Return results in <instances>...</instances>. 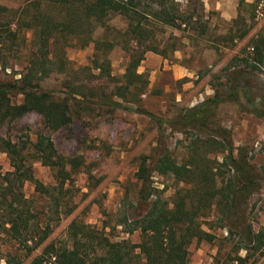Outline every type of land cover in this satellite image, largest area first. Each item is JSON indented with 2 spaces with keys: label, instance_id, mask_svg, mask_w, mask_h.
Segmentation results:
<instances>
[{
  "label": "rangeland",
  "instance_id": "1",
  "mask_svg": "<svg viewBox=\"0 0 264 264\" xmlns=\"http://www.w3.org/2000/svg\"><path fill=\"white\" fill-rule=\"evenodd\" d=\"M163 3L178 17L175 25L159 22L145 13L141 18L143 35L139 36L143 45L129 33L128 20L116 13L106 17L104 27L96 28L87 45L70 35H58L50 43V76L43 85L60 96L77 87L81 93L78 97L89 102L88 106L82 104L75 112L78 105H72L71 123L52 132L38 112L29 111L0 127V136L10 133L13 136L18 129L29 127L32 132L50 133L61 154L79 157L81 164L71 173L72 181L64 185L68 191L63 199L69 201L72 211L50 222L48 238L29 256L0 228V264H6V258L12 254L22 258L21 264H30L31 258L51 241L69 245L67 228L73 219L88 224L110 242L122 239L139 242V231L127 233L120 224L125 217L137 218L148 208L142 181L136 176L139 157L149 156L147 167L153 193L160 194L169 207L175 192L184 184L154 170L158 153L168 151L177 163L188 162L192 156L199 166L222 162L226 152H221L219 145L201 143L209 131L179 129L168 120L177 119L216 90L223 93L228 88L225 75L233 67L246 70L245 84L241 83L239 90L242 95L247 91L249 98L241 95V104L220 103L213 119L229 129L235 148L233 155L237 148L246 154L255 172L257 188L225 213L222 206H212L201 227L213 239L193 240L188 246V264H264V243L260 248H254V242L247 243L250 234L259 231L264 241V119L252 112L264 98V63L253 67L241 61L251 51V39L264 37V0H163ZM0 4L10 10H21L24 0H0ZM50 11L57 13L55 9ZM18 15L19 10L14 17ZM243 31L246 34L239 38ZM22 35L23 41L19 39L16 47L22 57L11 59L6 69L0 68V77H19L25 66L24 54L27 49L36 48L32 30L22 27L21 38ZM145 45L165 52L164 55L153 50L142 52L137 73H143V78L137 79V86L146 80L143 92L125 90L123 97L116 95L125 89L124 73L131 54H137ZM70 84L73 85L66 86ZM107 97L121 105L102 104ZM198 136L201 139L192 148ZM31 137L35 139V134ZM227 162L219 170L225 177L232 174L233 161L228 158ZM32 168L39 181L55 184L50 167L33 161ZM0 169L11 170L4 152H0ZM23 191L41 220L49 213L50 201L29 181L24 183Z\"/></svg>",
  "mask_w": 264,
  "mask_h": 264
},
{
  "label": "trees",
  "instance_id": "2",
  "mask_svg": "<svg viewBox=\"0 0 264 264\" xmlns=\"http://www.w3.org/2000/svg\"><path fill=\"white\" fill-rule=\"evenodd\" d=\"M152 5L157 7L152 8ZM50 9L57 10V13L52 14ZM18 10L19 15L15 18ZM110 13L120 14L128 20L129 33L140 45H143L139 38L143 35L141 18L145 13L169 25H175L178 18L164 7L163 0H24L21 10H10L0 4V68L6 69L11 59L22 57L16 48L20 44L17 41H23V35L20 37L22 27L32 30L36 38V44H33L36 48L27 49V54H24L25 66L19 72V77H0V127L15 122L29 111L38 112L50 132L71 123L74 112L72 105H78L74 109L77 112L82 104L86 106L89 102L78 97L81 93L77 87H72L71 93L60 96L43 85L50 76L49 45L58 35L76 37L82 41V45H87L96 28L105 26ZM245 34L243 31L238 37ZM249 47L251 51L241 59L245 66L263 64L264 37H253ZM144 50H153L161 55L165 52L145 45L139 51L141 53H132L124 73L125 89L116 95L123 97L125 90L143 92L146 80L137 86V79L143 78V73H137V66ZM245 74L243 68L233 67L225 75L228 88L223 93L216 90L212 96L187 109L177 119L168 120L179 129L190 127L209 131L201 143L205 146L219 145L221 152H226L222 162L205 166H199L193 156L188 162L177 163L168 151L158 153L154 170L161 175H171L184 184L175 192L171 207L160 194L153 193L147 167L149 156L139 157L136 176L142 181L144 198L149 200L148 208L137 218L125 217L120 221L125 232H140L139 242L130 243L127 239L110 242L88 224L73 219L67 228L70 244L46 243L31 258L30 264H188L190 243L193 240L213 239V235L201 227L203 218L209 215L212 206H222L225 213L233 203L241 201L257 188L255 172L246 160V154L237 148L236 155H233L235 148L229 129L213 119L220 103L229 101L241 104L239 88L241 83L245 84ZM242 96L249 98L247 91ZM102 104L113 107L121 105L110 97L102 99ZM252 110L256 116L264 119V98L259 107ZM151 116L164 121L153 114ZM32 133L35 139H32ZM13 136L11 133L0 136V152L6 153L11 166V170L6 172L0 169V228L5 230L9 240L25 250V256H29L48 238L50 222L58 221L61 214L72 211L69 201L63 199L68 191L64 185L72 181L71 173L81 161L79 157L61 154L50 133L32 132L29 127H24ZM196 138L192 148L199 142L200 137ZM228 158L233 161L230 165L232 174L225 177L219 170L228 163ZM33 161H39L53 170L55 184L45 185L35 177ZM27 181L33 183L35 190L50 201L49 213L43 215L41 220L23 191ZM247 240L248 244H256L254 248H260L264 243L261 231L250 234ZM11 262L21 264L22 258L8 255L6 264Z\"/></svg>",
  "mask_w": 264,
  "mask_h": 264
}]
</instances>
